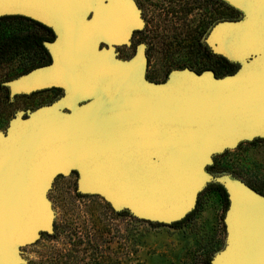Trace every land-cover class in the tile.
<instances>
[{
	"label": "water",
	"instance_id": "95a60500",
	"mask_svg": "<svg viewBox=\"0 0 264 264\" xmlns=\"http://www.w3.org/2000/svg\"><path fill=\"white\" fill-rule=\"evenodd\" d=\"M242 19L224 20L209 45L237 71L217 76L188 67L165 81L147 77V46L129 59L145 26L136 0H0V17L21 15L51 28V61L3 82L11 98L49 87L65 95L20 110L0 130V264H29L25 246L52 232L48 196L59 176L114 208L172 223L186 217L214 156L264 138V0H222ZM228 244L212 264H264V193L226 179Z\"/></svg>",
	"mask_w": 264,
	"mask_h": 264
},
{
	"label": "rangeland",
	"instance_id": "374dc122",
	"mask_svg": "<svg viewBox=\"0 0 264 264\" xmlns=\"http://www.w3.org/2000/svg\"><path fill=\"white\" fill-rule=\"evenodd\" d=\"M136 1L145 26L134 33L131 45H118L117 49L121 58L129 59L144 43L147 74L158 80L155 82L165 81L174 69L188 67L199 73L215 69L217 76H223L240 67L228 59L219 61L208 41L217 23L243 18L224 1ZM23 22L30 29L38 26L31 20ZM39 31L50 40L54 38L49 31ZM50 58L41 49H22L13 59L0 62V83ZM9 90L0 86L3 131L18 111L34 110L22 98L26 93L10 98ZM206 170L209 178L195 208L186 215L190 218L172 223L140 218L127 208H114L99 194L79 191L77 172L59 176L48 193L54 210L53 231L42 232L34 244L23 248L22 255L29 264H206L210 259L212 263L228 244L230 199L223 181L238 179L264 193V138L243 140L236 148L216 154Z\"/></svg>",
	"mask_w": 264,
	"mask_h": 264
},
{
	"label": "trees",
	"instance_id": "16d2710c",
	"mask_svg": "<svg viewBox=\"0 0 264 264\" xmlns=\"http://www.w3.org/2000/svg\"><path fill=\"white\" fill-rule=\"evenodd\" d=\"M23 19V20H22ZM25 20H31L38 25L37 27L30 29L24 26ZM17 25L19 27H14L12 25ZM25 27V28H23ZM40 29H44L45 31L51 32L54 35L51 28L46 25L30 19L21 15H6L0 17V62L4 59L5 61L11 60L10 57L16 56L18 53H22V49H34V50H43L47 51L44 41L50 40L47 35L43 34ZM48 52V51H47ZM49 61L38 62L37 66L47 64ZM33 67V66H32ZM31 67V69H32ZM30 69V70H31ZM233 71H229L227 74L233 73ZM9 78H5V80L1 81L0 86L4 87L3 82L9 80ZM257 191L263 192L259 188L254 187ZM190 215L183 219L181 222L188 220ZM179 223H174V225H178ZM206 263V262H205ZM206 264H212L211 259L207 261Z\"/></svg>",
	"mask_w": 264,
	"mask_h": 264
},
{
	"label": "flooded vegetation",
	"instance_id": "af4514ba",
	"mask_svg": "<svg viewBox=\"0 0 264 264\" xmlns=\"http://www.w3.org/2000/svg\"><path fill=\"white\" fill-rule=\"evenodd\" d=\"M216 57L221 62H226V60H227L226 57H224L222 55H217ZM50 61H51V58H50L49 62ZM215 72L217 74L216 70H215ZM147 77L152 81H158L157 79L152 78L148 74H147ZM64 95H65V90L63 88H61V87H49V88H45V89L36 90V91L31 92V93H26L25 96H22V98L27 99L26 104H29L31 107L36 109L42 105L52 104L53 102L60 99ZM9 97L11 98L10 91H9ZM28 110H31V109H29V107L26 109H23V111H25V112H27Z\"/></svg>",
	"mask_w": 264,
	"mask_h": 264
}]
</instances>
